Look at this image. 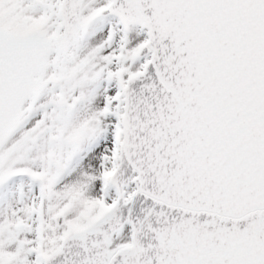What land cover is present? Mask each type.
<instances>
[{
    "label": "snow or ice",
    "instance_id": "1",
    "mask_svg": "<svg viewBox=\"0 0 264 264\" xmlns=\"http://www.w3.org/2000/svg\"><path fill=\"white\" fill-rule=\"evenodd\" d=\"M0 264H264V0H0Z\"/></svg>",
    "mask_w": 264,
    "mask_h": 264
}]
</instances>
